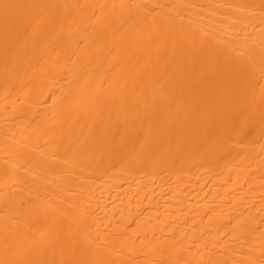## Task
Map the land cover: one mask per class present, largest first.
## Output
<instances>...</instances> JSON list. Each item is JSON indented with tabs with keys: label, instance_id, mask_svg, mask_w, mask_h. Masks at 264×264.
I'll list each match as a JSON object with an SVG mask.
<instances>
[{
	"label": "bare ground",
	"instance_id": "bare-ground-1",
	"mask_svg": "<svg viewBox=\"0 0 264 264\" xmlns=\"http://www.w3.org/2000/svg\"><path fill=\"white\" fill-rule=\"evenodd\" d=\"M0 264H264V0H0Z\"/></svg>",
	"mask_w": 264,
	"mask_h": 264
}]
</instances>
